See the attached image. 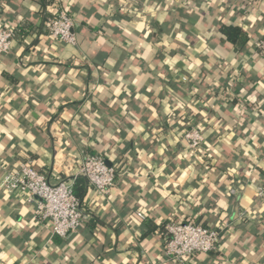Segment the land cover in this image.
<instances>
[{
  "label": "crops",
  "instance_id": "1",
  "mask_svg": "<svg viewBox=\"0 0 264 264\" xmlns=\"http://www.w3.org/2000/svg\"><path fill=\"white\" fill-rule=\"evenodd\" d=\"M138 1L54 0L40 12L42 0H0V27L36 29L0 55V184L28 159L74 188L86 154L118 166L108 196L87 184L88 219L67 239L0 187V264H177L164 254L171 221L222 230L217 251L186 264H264V54L253 49L264 0ZM61 6L76 46L47 34ZM221 21L250 46L230 47ZM192 126L205 137L197 151L183 138Z\"/></svg>",
  "mask_w": 264,
  "mask_h": 264
},
{
  "label": "built area",
  "instance_id": "2",
  "mask_svg": "<svg viewBox=\"0 0 264 264\" xmlns=\"http://www.w3.org/2000/svg\"><path fill=\"white\" fill-rule=\"evenodd\" d=\"M47 28L51 38L72 46L78 44V25L66 8L58 7ZM13 40L14 28L9 25L0 27V55L11 52ZM253 47L264 54V39L255 41ZM183 138L191 151H197L204 143L198 126L190 127ZM80 175L102 197L108 196L117 185V171L108 166L100 155L86 154L81 163ZM0 187L9 194L24 196L29 203L34 204V219L42 224L50 223L53 235L61 239L76 233L88 219L82 211L74 186L65 181L51 183L34 167L31 159L23 162L15 171L6 173ZM231 193L237 194L234 189ZM257 197L264 201V186L257 187ZM137 216L145 219L142 213H137ZM165 232L168 237L165 257L177 264H186L197 254L217 251L221 241L219 230L191 221L167 222Z\"/></svg>",
  "mask_w": 264,
  "mask_h": 264
},
{
  "label": "trees",
  "instance_id": "3",
  "mask_svg": "<svg viewBox=\"0 0 264 264\" xmlns=\"http://www.w3.org/2000/svg\"><path fill=\"white\" fill-rule=\"evenodd\" d=\"M53 2H54V0H42L41 11L40 12L44 11V9H47L48 10V8L51 5H53ZM159 2H160V0H156L153 3V5H155V10L159 9V7H160V3ZM217 29H218L217 32L219 33V35L221 36V38L230 47H232L236 52L240 53V52L244 51L246 47L250 46V39H249L248 36H246V34L244 33V31L242 30L241 27L236 26V25L226 24L223 21H221V22L218 23V28ZM35 30H36L35 29V26L31 22L25 21V22L20 23L18 26H16L14 28V40H13V44L15 42H18L19 44H22V43L26 42V39H28L29 37L33 36V34L35 33ZM47 34L50 37L49 33H47ZM38 44H39V41L38 40H34L31 43V45H29L28 47H31V46L36 47ZM78 44H79V40H78ZM12 48H13V46H12ZM253 49L255 51H258L254 47H253ZM188 80H189V78L183 77V81H188ZM237 96H239V95H237ZM194 98H199V96L193 97L192 100ZM237 99H234V100L237 101ZM192 100L190 99L189 102H191ZM180 114H182V113H180ZM200 130H201V133H202V135L204 137L203 130L202 129H200ZM204 141H205V137H204ZM201 146H200V148L198 150L201 149ZM88 154L98 155V154H94V153H88ZM105 161H106V159H105ZM111 167H113L117 171V173H118V166L112 165ZM83 182H84L83 186L81 188H79L78 186L75 187L74 188V192H75L76 196L79 198V200L81 202L82 211L86 214V210H85V207H84V196H85V193L87 191V182L85 180H83ZM197 224H200V225H202L204 227H208L205 224H201V223H197ZM165 225L166 224H164V226H162L163 231H165ZM208 228L215 229V230H219L221 232V235H222V230L221 229H219V228L218 229L217 228H212V227H208ZM151 232L152 231H150V233ZM150 233H147V234L149 235Z\"/></svg>",
  "mask_w": 264,
  "mask_h": 264
},
{
  "label": "water",
  "instance_id": "4",
  "mask_svg": "<svg viewBox=\"0 0 264 264\" xmlns=\"http://www.w3.org/2000/svg\"><path fill=\"white\" fill-rule=\"evenodd\" d=\"M108 166H110L108 163H107Z\"/></svg>",
  "mask_w": 264,
  "mask_h": 264
}]
</instances>
